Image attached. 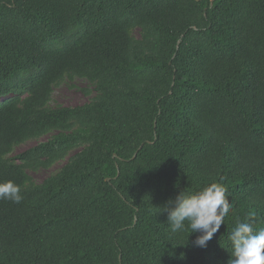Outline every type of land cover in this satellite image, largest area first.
Instances as JSON below:
<instances>
[{
    "label": "trees",
    "instance_id": "1",
    "mask_svg": "<svg viewBox=\"0 0 264 264\" xmlns=\"http://www.w3.org/2000/svg\"><path fill=\"white\" fill-rule=\"evenodd\" d=\"M75 77L96 94L52 106ZM9 180L0 264H228L237 221L264 228V0H0ZM212 182L231 210L199 247L160 208Z\"/></svg>",
    "mask_w": 264,
    "mask_h": 264
},
{
    "label": "clouds",
    "instance_id": "2",
    "mask_svg": "<svg viewBox=\"0 0 264 264\" xmlns=\"http://www.w3.org/2000/svg\"><path fill=\"white\" fill-rule=\"evenodd\" d=\"M226 191L220 183L212 182L195 193L181 192L160 212L167 213L171 232L185 230L187 222L189 234L199 233L195 245L206 247L231 210ZM0 199L20 203V186L11 180L0 182ZM254 223L251 216L237 221L228 235L232 248L228 264H264V228H255Z\"/></svg>",
    "mask_w": 264,
    "mask_h": 264
},
{
    "label": "rangeland",
    "instance_id": "3",
    "mask_svg": "<svg viewBox=\"0 0 264 264\" xmlns=\"http://www.w3.org/2000/svg\"><path fill=\"white\" fill-rule=\"evenodd\" d=\"M138 35V31H135ZM90 91V92H88ZM96 94L94 86L86 79L75 77L74 79H66L59 86H56L53 93V99L51 105L56 106H77L90 101V99ZM54 133L42 136L39 139L28 140L18 146L14 150V154L22 152L23 150L34 146L39 142L48 140ZM72 152L71 154H73ZM68 158L56 163L51 168H41L37 171L29 170L32 179L35 183L42 182L49 175L56 173L66 162Z\"/></svg>",
    "mask_w": 264,
    "mask_h": 264
},
{
    "label": "water",
    "instance_id": "4",
    "mask_svg": "<svg viewBox=\"0 0 264 264\" xmlns=\"http://www.w3.org/2000/svg\"><path fill=\"white\" fill-rule=\"evenodd\" d=\"M116 156V155H115ZM108 180H110L109 178H108Z\"/></svg>",
    "mask_w": 264,
    "mask_h": 264
}]
</instances>
